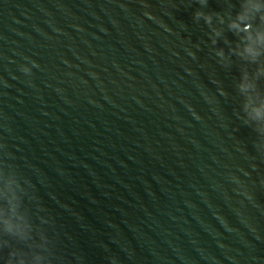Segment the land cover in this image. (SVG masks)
<instances>
[{"label": "water", "instance_id": "95a60500", "mask_svg": "<svg viewBox=\"0 0 264 264\" xmlns=\"http://www.w3.org/2000/svg\"><path fill=\"white\" fill-rule=\"evenodd\" d=\"M0 264H264V0H0Z\"/></svg>", "mask_w": 264, "mask_h": 264}]
</instances>
